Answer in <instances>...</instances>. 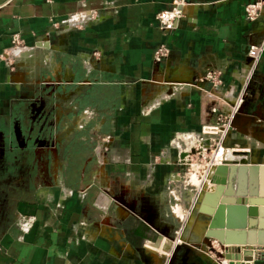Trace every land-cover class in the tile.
<instances>
[{"label": "crops", "instance_id": "0c3cea01", "mask_svg": "<svg viewBox=\"0 0 264 264\" xmlns=\"http://www.w3.org/2000/svg\"><path fill=\"white\" fill-rule=\"evenodd\" d=\"M172 1L0 0V53L14 32L28 44L50 32L53 52L48 68L41 50L22 55L15 68L0 60V112L25 101L36 116L52 114L54 128L67 122L39 146L37 172L46 174L45 182L14 185L0 205V264L167 263L168 236L181 222L171 216L167 194L175 163L159 156L166 151L176 159L171 146L184 138L178 135L209 120L214 100L222 107L226 101L207 95L205 81L181 85L165 99L162 82L181 75L191 81L216 68L227 96L247 83L245 111L257 103L264 120V52L255 66L247 54L248 45L264 37V12L249 21L243 11L249 0H186L194 3L188 15L162 34L155 14ZM80 10H96L97 18L54 32V22ZM160 42L171 53L157 68L153 51ZM91 54L98 60L87 78L83 60ZM81 113L87 117L83 128L62 141L59 135ZM246 115V123L253 120ZM56 160L62 178L55 183L50 173ZM253 264H264L263 245L255 247Z\"/></svg>", "mask_w": 264, "mask_h": 264}, {"label": "built area", "instance_id": "2783aa9c", "mask_svg": "<svg viewBox=\"0 0 264 264\" xmlns=\"http://www.w3.org/2000/svg\"><path fill=\"white\" fill-rule=\"evenodd\" d=\"M190 4H194L193 2H189L186 0H174L172 3L165 8H162L158 10L155 14L156 24L158 29L162 34H167L176 27L179 20L183 17H185L187 14V6ZM244 15L246 19L249 21H254L262 16L264 12V0H249L244 4L243 7ZM97 11L92 10H80L78 12L72 13L67 15L65 18L61 19L59 22H54L52 24V28L55 29V33L58 34L59 32H64L76 28L78 26L84 25L86 22L90 21L91 19L97 18ZM41 50L43 53L42 63L47 68L50 66V63L52 61V49L50 46V32H45L42 35H39V37L36 39L34 43L28 44L25 42L24 38L21 36L19 32H14L11 35V45L4 49L2 53H0V60L4 62L5 65H7L10 68L18 67V62L20 61L22 55H29L31 56L34 51ZM264 52V37L259 42H252L248 45V51L247 54L251 58V63L255 66L257 62L259 61L262 53ZM171 50L168 44L165 42H160L153 51V61L156 64L157 68L161 64V62L167 60L170 56ZM97 56L94 54L88 55L84 58L83 63L86 68V77L88 78L89 72L92 70V67H94L97 63ZM14 70V69H12ZM221 71L217 70L216 68L209 67L208 69L203 70V74H200L196 79H193L191 81L187 82H181V83H169L167 81L162 82V84L165 85V99L170 98L172 96L171 91L175 90L176 88L180 87L181 85L184 86H195L197 87V83L201 81L208 82L209 88L206 90L207 95L212 96L214 99L216 97H223L224 100L229 104L228 109L226 110L222 106L218 104L216 100L213 101V104L210 108V115L208 116L209 120L206 122H218L219 120H226L227 122H231L232 117L234 115L235 110L237 109V102H240L242 106L245 109L244 101L248 97L247 94V83L245 85L240 86L239 91L235 94L233 92L226 95V91L221 89V86L223 85V79L221 75ZM88 80V79H87ZM243 80V79H242ZM242 82V81H241ZM244 84V82H243ZM217 102V103H216ZM87 110H84V113ZM78 121L87 120V117L84 116L82 113L78 114ZM84 119V120H83ZM86 123V122H85ZM84 123V124H85ZM83 124V125H84ZM83 125L78 126V128H83ZM206 127L203 125V128ZM204 131V129H203ZM190 132V131H186ZM200 133V132H199ZM199 140H196L193 143V146L189 148V151L187 152V160L189 161V157L192 155H196L197 153H202L206 149V138L200 135ZM172 144V143H171ZM159 160L162 162L167 163H175L178 164L180 162V154H176V159L171 158L170 154H168L166 151H162V153L159 156ZM220 160V157L218 156V159L212 163H210L209 168L207 169V173L210 171V173L213 174L214 172V165L216 162ZM52 164H55L60 169L62 167V162L56 160V162H53ZM212 167H214L212 169ZM209 173V176H210ZM176 174H180V172H172L171 176H174ZM39 177L45 180L46 174L38 173ZM212 177V175H211ZM54 182L56 183V177H53ZM45 182V181H44ZM47 183V182H46ZM24 229H27L24 228ZM181 229V223L180 227L176 230V234L179 233ZM213 239H210L208 243H210ZM216 241V240H214ZM205 242V241H203ZM207 244V242H205ZM254 260V258H253ZM253 260L250 261L253 262Z\"/></svg>", "mask_w": 264, "mask_h": 264}, {"label": "water", "instance_id": "95a60500", "mask_svg": "<svg viewBox=\"0 0 264 264\" xmlns=\"http://www.w3.org/2000/svg\"><path fill=\"white\" fill-rule=\"evenodd\" d=\"M242 110L245 111L243 106L239 111ZM237 115H233L232 122L236 121ZM212 179L215 188L197 194L190 211L195 212V203V213L208 219L203 235L220 244H235L237 260H231L233 254L227 250L224 254L230 259L227 264H250L255 247L264 246V220H261L264 215V162L251 158L228 160L216 165ZM182 230L184 242L202 240L186 221ZM168 237L172 238V235ZM182 245L180 242L174 246L166 264H179L178 251Z\"/></svg>", "mask_w": 264, "mask_h": 264}, {"label": "rangeland", "instance_id": "374dc122", "mask_svg": "<svg viewBox=\"0 0 264 264\" xmlns=\"http://www.w3.org/2000/svg\"><path fill=\"white\" fill-rule=\"evenodd\" d=\"M53 101H54L53 98L52 99L50 98L49 100L46 101L47 103L46 106L44 107L45 110L46 109L48 110L50 108ZM26 104L27 103H25L24 101L23 103L20 104V106H16V109L18 111L16 112L17 113L16 115L21 119L22 122H31L30 116L33 113H31L29 109H26ZM255 104L256 106L254 105L253 107L251 105L252 107L250 106L249 111H246L247 113L250 114L251 118L253 119L249 123L227 122L226 120L224 121L219 120L218 122H201V125L197 130H186L190 132H194V131L200 132V135L206 138L205 140L206 149L202 153H197L196 155L190 156L189 161L186 162L181 161L180 149L175 144H172L171 147L174 148L176 154H180V162H181V164L178 163L174 165L175 171H178L180 173H183V171H185L183 173V176H181L186 178L184 183H187L188 179L189 180L192 179L195 182H198L199 178L201 182H203L204 177L206 176L207 173V169L210 166V163L214 162L215 159L217 160L218 156H220L222 152L227 151L229 149L233 150L234 148L247 147L249 148L248 153L251 156H257L261 158V160L262 158H264V120L259 118V116H257L258 114L257 111L259 106L257 103ZM35 117L36 118L34 122L47 123L49 120V117L48 118L46 117V113L43 114L40 113ZM66 123L67 122H59L55 128L45 124L41 132L38 131L37 133L38 134L42 133L45 143L49 144L54 133L61 132L62 128H64V125ZM203 125H205L206 127L203 128ZM35 128H37V126H35ZM66 134L68 133L63 132L62 135H59L63 137V139L61 138L62 141H65V138H67ZM235 154H240V151H229V154L227 151L225 154H223V156L227 160H234ZM40 159L41 158L38 159V157L36 158L33 156L32 157L30 156L28 159L29 165L33 166L32 168L33 172L31 174V179H30L32 185H40L44 183L43 179L38 176V172H37L38 167H40V162H41ZM49 167H52L50 162H49ZM184 183L180 185L181 189L179 187V183H177L178 185L174 187V190L171 189L172 190L171 192L176 197L179 198V200L176 203H175L176 201L175 198L172 195H169L171 199V203H175L176 205V207L175 205H173V209L175 208L174 211L176 210L175 211L176 214H180L179 215L180 217L184 215V210H183L184 208L182 202H180V198L184 199L183 191L186 188L185 186L186 184ZM173 186H174V182L170 179V182L168 183V187L171 188ZM209 186H211V184ZM187 189H188L187 192L193 191V193H195V198H196L199 192L197 185H195L192 182H189L187 183ZM193 202L189 204L188 200L184 201L183 204L185 206L186 211L189 212L192 209ZM178 208H180L181 211H183V213L181 212L177 213L179 210ZM169 209L171 210L172 208ZM171 216H173V218H175L178 221L180 220L181 229L179 233L172 235V238H170L169 240V242H171L170 245L172 248L169 254H166L168 258L170 257V254L174 246L176 245L178 238H181V235H183L184 233L183 232L184 228L182 230V226L185 223V219L178 218L173 214V212ZM181 243L183 245L178 251V261H177L180 264H222L220 262H221V256L222 254L224 255V252L222 251L223 250L222 245L218 241L212 240L209 244H206L201 240L198 241L196 239H190L188 242H184V240L182 239ZM220 252H221V256H220Z\"/></svg>", "mask_w": 264, "mask_h": 264}, {"label": "flooded vegetation", "instance_id": "af4514ba", "mask_svg": "<svg viewBox=\"0 0 264 264\" xmlns=\"http://www.w3.org/2000/svg\"><path fill=\"white\" fill-rule=\"evenodd\" d=\"M16 112V105H11L9 113L0 112V205L13 193L14 185L29 188L33 166L28 159L41 156L39 146L44 141L42 133L37 132L45 124L54 127V122H34L35 113L30 116L31 122H22ZM47 168L50 170L49 163Z\"/></svg>", "mask_w": 264, "mask_h": 264}, {"label": "bare ground", "instance_id": "6f19581e", "mask_svg": "<svg viewBox=\"0 0 264 264\" xmlns=\"http://www.w3.org/2000/svg\"><path fill=\"white\" fill-rule=\"evenodd\" d=\"M66 30V29H65ZM65 30H63L62 31V33H64V31ZM19 77H21V74L20 75H16V76H14V78H19ZM186 77H183L182 75L181 76H178L177 78H175L176 80H179V81H175V82H178V83H181V82H186V79H185ZM174 79V80H175ZM182 80V81H181ZM163 94H165V92H162V95ZM224 104H223V107L227 110L228 109V107H229V104L227 103V102H223ZM238 104V105H237ZM236 105H237V109L235 110V112H234V115L235 114H238L236 117H237V119H236V121H233V122H245L244 121V118L247 116L246 114H247V112L246 111H239V109L240 108H242V104H240V102H237L236 103ZM232 122V121H231ZM85 122H83V121H78V122H75L74 124H68L67 126H66V128H65V132L66 133H70V131L72 130V129H74V128H76V127H78V126H81V125H83ZM211 128V127H210ZM207 131H209V130H207ZM184 134V138H183V144H177L176 146L180 149V154H181V161H183V162H186V160H187V152L189 151V148L190 147H192L193 146V143L196 141V140H199V137H201L200 136V133L199 132H196V131H194V132H182V133H180L178 136H181V135H183ZM185 140V141H184ZM228 151V154H229V151H240V154H235V159L234 160H241V159H243V158H251L252 160H254V161H260L261 160V158H259V157H257V156H251L249 153H248V151H249V148H234L233 150L232 149H229V150H227ZM227 151H224V152H222L221 154H220V160H218V162H216V164L214 165V167L216 166V165H218V164H221V163H224V162H226V161H228L226 158H224V156H223V154H225ZM241 152H243V153H241ZM245 152V153H244ZM263 159L264 158H262V161H263ZM264 162V161H263ZM214 167H212V169L214 168ZM193 171V170H192ZM185 171H183V173H184ZM195 172V171H194ZM183 173H180V174H176V175H174V176H171V180L174 182V186L173 187H171V188H169L168 189V193L167 194H170V195H172L174 198H175V203L179 200V198L178 197H176L171 191V189H173L174 190V187L176 186V185H178L177 183H179V187H180V189H181V184H183L184 182H185V180H186V178H184V177H181V176H183ZM209 173H210V171L208 172V174H206V176L204 177V181L203 182H201V180H200V178H199V181L198 182H195L194 180H192V179H188V181H187V183H189V182H192V183H194L195 185H197V187H198V190H199V192H198V194H202L204 191H212L214 188H215V182L213 181V179H212V177H211V175L213 176V174L212 173H210V176H209ZM214 173V172H213ZM50 177L53 179V177H56V178H62L61 176H60V172H59V170H58V168H57V166L55 165V166H53V168H52V172L50 173ZM196 177H197V175H196ZM189 178V177H188ZM56 181H57V179H56ZM50 183V182H49ZM187 183H184V184H186L185 186H186V188H185V190L183 191V194H184V199H181L180 198V202H182V205H184L183 203H184V201H186V200H188V203L190 204V203H192L193 201H194V198H195V193H193V191H189V192H187L188 191V189H187ZM211 184V186H209ZM191 190V189H190ZM196 202V201H195ZM175 203H171V211L173 212V214L175 215V216H177L175 213H174V211H173V204L175 205ZM175 207H176V205H175ZM184 207V215L183 216H181V217H178V218H180V219H185V221L187 222V226H190L191 228H193V230H194V232H196L198 235H201V239H202V237L203 236H206V235H203L202 233L205 231V229H206V227H207V223H208V219L206 218V217H203V216H201V215H197L195 212H197V205H195V203H194V205H193V208L194 207H196V210H195V212H191V211H186L185 210V206H183ZM175 209V208H174ZM179 210H178V212L177 213H179V212H181V213H183V211H181V209L180 208H178ZM176 211V210H175ZM262 213L264 214V210H262ZM178 215H180V214H178ZM261 220H264V215H262L261 216ZM163 239V238H162ZM170 239V238H169ZM210 239H213V240H216V239H214V238H211V237H209V238H206V239H203V241H205V242H207V244H209L208 242H209V240ZM181 240L182 239H179V242H181ZM169 241V240H168ZM168 241H165L166 242V245L168 244L167 242ZM217 241V240H216ZM157 242H159V241H157ZM163 242V241H162ZM165 242H164V244H165ZM161 243V242H160ZM164 244H162V245H164ZM170 244H171V242H170ZM222 244V243H221ZM226 244V246H224ZM158 245V244H157ZM228 245H230V246H228ZM235 244H231V243H224V244H222V248H223V250L222 251H227V250H229L233 255L231 256V260H237L235 257H236V246H234ZM152 246V245H151ZM169 246V245H168ZM167 246V247H168ZM158 247H160V246H158ZM163 247V246H162ZM166 247V246H165ZM166 250H167V248H166ZM156 251V250H155ZM225 252H224V254H225ZM220 256H221V252H220ZM224 257H225V255H224ZM230 259H227L226 257H225V261H227V263H228V261H229ZM220 263H222V264H225L223 261H222V257H221V262ZM250 264H253V262H251Z\"/></svg>", "mask_w": 264, "mask_h": 264}]
</instances>
